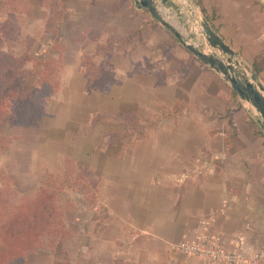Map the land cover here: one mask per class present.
<instances>
[{"label":"crops","instance_id":"1","mask_svg":"<svg viewBox=\"0 0 264 264\" xmlns=\"http://www.w3.org/2000/svg\"><path fill=\"white\" fill-rule=\"evenodd\" d=\"M12 1L0 0L8 7L1 20L9 17ZM17 1L19 46L14 52L22 53L25 40L32 38L36 55L50 54L62 67L60 87L38 128L49 117L51 128L58 129L77 118L66 114L55 123L57 114L50 110L54 100L60 107L65 103L70 85L104 96L118 94L112 111H106L105 103L76 109L81 118L74 124L87 123L90 114L100 112L117 125L104 132L107 146L91 153L87 163L76 158L95 170L96 203L73 191L80 200L74 204L79 232L60 238L59 252L30 250L25 264H207L178 248L197 233L215 235L238 254L264 251V128L253 105L222 73L204 64L136 0ZM193 2L195 13L205 18L203 9L213 18L211 26L264 87V0ZM157 7L188 36L174 10L161 0ZM108 43L110 51L96 53ZM6 49L13 50L10 45ZM86 55L110 68L108 90L88 84ZM77 95L83 99L81 91ZM100 210L117 221L118 238L96 229L94 214Z\"/></svg>","mask_w":264,"mask_h":264},{"label":"trees","instance_id":"2","mask_svg":"<svg viewBox=\"0 0 264 264\" xmlns=\"http://www.w3.org/2000/svg\"><path fill=\"white\" fill-rule=\"evenodd\" d=\"M17 0H13L12 10H15ZM19 9V8H18ZM205 18L211 23L212 17L202 9ZM51 20L48 29H51ZM18 31L16 20L0 23V43L2 37H13ZM26 49L20 54L10 53L2 49L0 44V121L9 112L14 123L22 126H35L46 114L49 100L57 93L61 84V63L58 58L46 55H36L32 50L33 39L27 38ZM111 50V44L97 47V54H106ZM93 56L83 58L86 67L88 84L92 88L106 91L113 82V75L104 63L97 65ZM32 62L31 70L27 64ZM259 65L255 66L259 71ZM27 72L35 74L36 78L29 88L24 78ZM155 122L146 124L147 127ZM137 130L142 137L146 136L138 125ZM11 141V136L0 132V150ZM5 171L0 168V264H25L30 247L48 245L61 250L60 238L68 230L65 222L66 212L74 208V201L67 195L77 191L84 196L87 203L97 201L98 180L95 170L77 162L68 156L63 166L56 171H48L40 185L27 195L14 191ZM2 239V240H1ZM4 241L15 244L9 246Z\"/></svg>","mask_w":264,"mask_h":264},{"label":"rangeland","instance_id":"3","mask_svg":"<svg viewBox=\"0 0 264 264\" xmlns=\"http://www.w3.org/2000/svg\"><path fill=\"white\" fill-rule=\"evenodd\" d=\"M172 1L179 4V6L189 2L188 0ZM14 7L15 10H12V6H10V11L8 13L9 17L5 20L0 19V23L8 21L9 18L10 20H16L19 30V12H17L19 5L16 4ZM7 8L6 4L0 2L1 18L7 14ZM17 37L18 33L10 38L2 37L0 43L2 49L10 53L18 54L14 52L19 46V41H15ZM11 42H14L15 44ZM9 45L13 50L6 49ZM31 68H28L29 71ZM35 78V74L27 72L24 78L25 85L30 88L34 83ZM67 90L68 92L70 91V96L67 97V100L61 107L57 104L56 100H51L54 101L50 110L57 114L55 117V123L66 114L77 116V118H74L75 120L80 119V112L76 110L77 106L80 105L83 109H93L94 107L100 106V103H105L107 108L106 111H112V108L118 106V103L114 104L115 97L118 94L115 96H110V94L104 96L91 91L88 87L82 85L80 87L78 84L70 85ZM78 91L83 93V99L78 98ZM99 113L100 112H93L90 114V118L88 119L89 122L87 123L85 122L84 124H81V122H79V124H74L75 120L73 119L72 121L70 120L71 124L61 125L62 129H58L51 128L53 126V121L50 117L41 125V127L38 128L39 123L35 126L18 125L14 123L9 112H6L0 121V132L10 135L11 141L4 149L0 150V168L5 171V174L7 175L6 178L8 179L11 188L21 195L30 194L37 189L47 172L51 171L49 167L56 170L60 169L64 164V159L68 156L75 159L78 158L80 161L87 163L91 153H94L95 150H103L104 147L107 146L105 145L106 138L103 136L104 132H106L109 127L111 128L117 125L114 123L113 118L111 119L108 115ZM95 118H97V122L94 121ZM127 140L130 141L131 137H127ZM44 160H47L48 162L45 163ZM58 166L60 167L58 168ZM1 184L2 180H0V185ZM72 192L73 191H70L67 196L74 201L76 206L80 200H78L79 197ZM75 211L74 208H71L65 215V222L68 219L70 227L69 230L67 229L69 231V237H72L73 232H76L75 230L79 232L78 229L81 228L80 224L74 220ZM84 221V226H87V221ZM116 222L117 221H114V219H110V215L105 210H100L97 214H94L93 224L99 223V226L96 229L99 232L106 230L105 234L108 237L118 238V224ZM88 228L90 229V226L87 227V232ZM66 237L69 238L68 236ZM4 242L7 245L6 249H8L9 246L15 245L12 244V242ZM52 248L53 247L46 244L38 247L32 246L29 250H49ZM2 249L3 247H0V250Z\"/></svg>","mask_w":264,"mask_h":264},{"label":"water","instance_id":"4","mask_svg":"<svg viewBox=\"0 0 264 264\" xmlns=\"http://www.w3.org/2000/svg\"><path fill=\"white\" fill-rule=\"evenodd\" d=\"M161 1L167 5V8L176 12L180 22L187 29V37L183 36L168 18L158 10L157 0H136V3L155 13L160 22L171 29L181 43L191 50L204 64L222 73L224 78L230 82L233 90L253 105L264 128V87L257 80L256 74L251 72V69L235 55L234 50L222 40L206 18L202 22V27L206 33L209 48L200 44L201 41L194 34L191 25L186 21L184 12L179 4L172 0Z\"/></svg>","mask_w":264,"mask_h":264},{"label":"built area","instance_id":"5","mask_svg":"<svg viewBox=\"0 0 264 264\" xmlns=\"http://www.w3.org/2000/svg\"><path fill=\"white\" fill-rule=\"evenodd\" d=\"M180 6L184 12L186 21L191 25L194 34L201 41L203 47L209 48L207 36L202 27L204 17L201 12L195 13L197 5L191 1ZM199 44V45H200ZM198 46V44L196 43ZM192 238L186 239L178 245L185 253L201 256L207 264H256L264 262V251H256L250 254L235 253L228 250L220 238L210 233H197Z\"/></svg>","mask_w":264,"mask_h":264}]
</instances>
